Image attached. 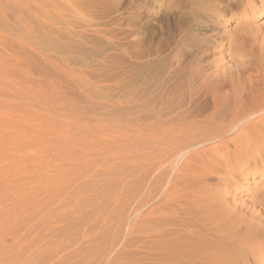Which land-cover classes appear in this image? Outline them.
I'll use <instances>...</instances> for the list:
<instances>
[{"label":"rangeland","instance_id":"obj_1","mask_svg":"<svg viewBox=\"0 0 264 264\" xmlns=\"http://www.w3.org/2000/svg\"><path fill=\"white\" fill-rule=\"evenodd\" d=\"M242 1L0 0V264H154L143 249L148 231L165 221L178 234L181 200L194 214L203 196L261 212L252 205L264 191L260 175L221 182L211 153L180 151L216 128L181 137L148 115L151 93L180 88L196 69L184 58L190 52L222 56L234 69L227 47L237 27L247 29L240 41L250 44L253 33L264 50V12L240 23ZM224 30L220 50L211 41ZM193 35L200 47L180 45Z\"/></svg>","mask_w":264,"mask_h":264},{"label":"bare ground","instance_id":"obj_2","mask_svg":"<svg viewBox=\"0 0 264 264\" xmlns=\"http://www.w3.org/2000/svg\"><path fill=\"white\" fill-rule=\"evenodd\" d=\"M241 3L243 8L241 9L240 23L244 21L249 22V19L255 18L256 16L258 17L264 12V0H243ZM205 4L206 6L204 7L210 9L214 13L219 11V9L213 4H210L209 1H205ZM210 21L217 23L216 20L211 18ZM199 24H195V28H198ZM201 25L202 23L200 26ZM241 26L243 25L240 24V27ZM237 28L236 32L234 31L235 29L233 30L235 33L228 41L229 46L227 47V51L230 53L229 55L231 58L235 59L238 57L239 60V63L236 64L234 69L230 68V66L222 65L224 60L221 55V58H218L221 59L220 61H217L218 59L216 58H212L211 61H209L211 56L214 57L209 54L210 52H190L189 55L184 58L191 61L189 63H192L191 66L196 67V69L193 70L191 68L190 70L189 68L190 71L188 72V78L186 77V83L179 86L180 88L175 86L176 88L173 87V89L169 91H167V86H164L163 89L160 88V94H155V92L158 91L156 88L157 91L151 93V96L149 95L150 97L147 103L150 109L148 114L149 117L151 119L155 117L162 118L163 126L166 130H170V132L168 131L169 133H172L171 130H173L176 131L175 133L179 136L183 135L184 132L205 134V131L207 132L208 129L211 130L210 128H216L214 130L215 134L213 133L214 135L211 137L209 136V138L199 140V142H197L198 139L193 142L191 141V143L188 141L186 147V144L184 146L182 145L183 147L179 145L181 147L180 151L195 150L193 151L195 152L193 156L197 158H201L204 154L209 155L211 153V158L208 159H210L211 165L214 164L215 168L214 166L213 168L217 170L219 166H223L221 169L225 171L224 176L219 177L220 181L224 182L227 176H232L233 178V176H235L234 172L237 175L241 173L243 176L238 178V186H240L244 184L243 182H246V178L252 174L260 175L261 180L263 179L264 181V63H262L264 50L263 48L257 47L258 44L253 33L250 35V44H247L246 38L240 41L239 34L241 35L243 32L246 33L245 31L247 29L245 27L241 29L239 27ZM217 34L218 39L211 41L214 47L220 48L225 46L227 32L225 30L223 32L218 31ZM194 37V35L190 36L188 41L184 40L180 45H194L190 48V51L195 48V46H197L196 48L200 47V41V43L197 40L196 42H189L190 39L195 40L198 36H196V38ZM201 38L203 39V37ZM46 39L44 38V40ZM244 42H246V44ZM52 44L58 48L62 46L61 49L65 47L61 45L60 42L59 45L55 40ZM165 61L167 62V60ZM206 61L211 64V67L207 69L205 65L201 63ZM257 62L261 63L259 64ZM169 66H171V64ZM149 69L153 77L155 65L151 64ZM247 78L248 80H246ZM139 94H141V92ZM192 134L191 136L194 137ZM182 139L180 138L181 141ZM189 139L191 140L190 137ZM204 146L205 148L203 149H197ZM204 157L207 158L208 156ZM211 171H213V169ZM209 176H211L210 173ZM200 185L197 186L199 187ZM191 192L193 191L191 190ZM191 192H189V195ZM263 192L264 191L260 190L257 191V196L252 199V205L255 206L257 203L262 206L264 205V197L260 198ZM218 193H220V191ZM175 197L178 201L179 197L176 195ZM198 199H200V205H198L199 208H197L198 210L196 209L197 213L195 214L192 212L193 209L191 210L192 207L190 208V206L185 203V200H179L178 206L181 211H178L183 218L181 220L186 221V215L191 214L195 217L197 223L191 226L183 223V221L181 227L178 229V234L180 236L176 234L177 229L174 231L171 230L172 232L166 231L164 227H166L167 222L165 221L163 225H161V223L160 226L153 224L150 227L148 235L146 236L147 241L144 243V248L142 247L148 254L149 260H151V258L154 259L155 262L159 260L158 262L161 261L160 264H264V207L259 214L257 213L258 211L254 209V212L248 216L246 214L248 211L244 209L247 203H245V206H243V203L241 204L243 207L240 206L241 212H239V210H232L231 208V210H228L223 206L224 204L220 200L215 199V196H203ZM193 202L194 199L192 203ZM236 206L234 208H236ZM177 208L178 207H176V209ZM165 210L167 211L166 216H168V220L167 218L164 219L166 221L171 219L174 220L172 215L176 213H172V218L170 219L167 209H164L162 213L166 212ZM159 212L160 211H158V213ZM173 212H175V210ZM260 215H262V217ZM156 218L158 217L156 216ZM177 224L180 225L178 222ZM161 229L163 230L159 232ZM172 234H174V236H172ZM169 235H171V237H169ZM148 256L146 255L147 258ZM158 262L157 264H159Z\"/></svg>","mask_w":264,"mask_h":264}]
</instances>
